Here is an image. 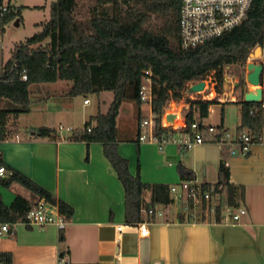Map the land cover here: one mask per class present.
<instances>
[{
    "label": "crops",
    "instance_id": "crops-1",
    "mask_svg": "<svg viewBox=\"0 0 264 264\" xmlns=\"http://www.w3.org/2000/svg\"><path fill=\"white\" fill-rule=\"evenodd\" d=\"M258 47L261 53L253 62L264 65V46ZM44 84H52L54 88L48 91L47 98L43 97L46 99L43 106L38 109L31 106L29 117L36 113L48 120L57 119L59 114H76L72 99L80 96H69L71 81ZM216 95L220 97L217 104L223 110L227 105H236L234 102L244 96L243 90L237 87L230 91L224 89L222 94ZM85 100L78 111L82 123L98 114L86 112L85 107L90 102L85 104ZM182 100L176 103L181 106V115L185 117L189 104ZM123 109L122 105L119 119ZM138 113L142 117L149 115L150 107L141 105ZM208 118L202 124L205 125ZM177 121L180 122L179 117L175 124ZM240 124L241 120L237 131ZM218 126L226 127L223 122ZM40 127L56 130L57 125L31 122L24 140L15 126L12 127L13 134L0 140V157L48 190L58 202L70 205L73 215L62 231L53 225L45 228L26 223L10 225V230L0 235V253H10L11 264H264L263 140L253 145L248 157L231 156L227 148L218 144H205L188 153L180 152L171 144L159 151L151 143H138L137 146L135 140L140 129H134L129 118L123 131L131 130L132 134L125 137L120 136L117 122L118 151L128 159L130 172L139 174L144 183L178 185L185 180L179 172V166H183L192 173L193 180L211 186L219 181L220 165L226 162L230 183L241 187L244 192L239 207L233 211L246 210L238 221L226 220L220 213L188 220L178 207L171 211V205H148L153 206L156 213L150 217L142 215V222L146 221L149 227V235L142 237L126 221L124 187L105 157L103 145L73 140L74 133L80 130L66 131L64 135L56 130L52 137H39L34 129ZM14 135H18L19 140ZM19 186L6 188L0 183V195L6 205L20 195ZM225 191L223 201L228 200ZM150 201L151 192L147 190L144 202L148 204ZM119 225L126 227L122 233L116 230Z\"/></svg>",
    "mask_w": 264,
    "mask_h": 264
},
{
    "label": "trees",
    "instance_id": "trees-1",
    "mask_svg": "<svg viewBox=\"0 0 264 264\" xmlns=\"http://www.w3.org/2000/svg\"><path fill=\"white\" fill-rule=\"evenodd\" d=\"M89 16L77 18L79 0H58L53 4L50 20L41 30L18 45L7 73L0 80V98L12 102L13 109L0 110V140L10 137L8 127L12 117L31 111L30 86L54 83L59 80L73 83L69 96H87L104 91L113 93L107 113L92 116L83 129L74 133L73 140L87 144L101 143L105 157L115 169L125 191L126 221L130 225L142 222L141 209L148 205H171L170 186L146 184L139 174L130 172L128 159L118 151L117 118L122 104L135 101L140 107L139 91L147 71L152 73V109L156 117V133L161 128L166 104L181 101L190 83L212 79L218 94L224 92L225 69L228 66H246L247 59L258 46H264V0H254L248 19L223 36L197 48L184 50L180 42L181 0H93ZM12 16L9 17V20ZM49 40L45 47L34 46ZM15 62L28 71V81L16 74ZM245 84L244 78L239 83ZM239 87V88H240ZM189 108L185 120L191 125L202 123L210 115L216 100L187 99ZM241 110L238 131L247 129L257 137L264 131V98L258 103L234 102ZM196 115H198L196 117ZM142 120L141 114H139ZM39 137H52L56 130L50 127L34 129ZM135 142L138 146V140ZM7 176L0 183L11 188L20 185L33 196L28 199L17 195L10 205L0 195V225L26 223L30 209L39 200L58 204L66 220L73 208L56 198L28 176L6 164L0 157V168ZM179 172L185 180L192 173L183 166ZM217 191L227 190V203L237 208L244 196L243 189L230 183L226 162L221 163L219 181L213 185ZM204 187H208L204 185ZM151 192V201L144 202V193ZM0 262L12 263L10 253H0Z\"/></svg>",
    "mask_w": 264,
    "mask_h": 264
},
{
    "label": "built area",
    "instance_id": "built-area-1",
    "mask_svg": "<svg viewBox=\"0 0 264 264\" xmlns=\"http://www.w3.org/2000/svg\"><path fill=\"white\" fill-rule=\"evenodd\" d=\"M253 4L254 0H181V47L184 50L197 48L239 27L248 19ZM18 10V8L0 0V80L1 77L7 73L8 63L13 58L12 56L6 61L1 58L5 27L10 21L16 20V13ZM10 16H12L11 20H9ZM15 69H17L16 74L21 81H28L27 69L20 68L17 62H15ZM247 74L248 69L245 71V84L244 87H240L241 90H243V88L249 89L250 84L246 80ZM204 82L206 83L205 90L194 95H189V97L204 101L213 99L219 100L220 97L216 95V83L213 82L212 79ZM196 83H190L188 88ZM152 88V73L147 71L142 80L139 98L142 105L150 107V113L149 115L143 116L139 124L140 133L137 138L139 143L155 144L159 151H164L168 145L174 144L182 153H188L196 147L205 144H218L223 148H227L231 156L248 157L251 154L253 145L258 140L264 141V131L256 140V137L247 129L240 132L236 131L235 134L232 135L224 127L204 125L199 122H194L189 125L185 117L181 115V110L179 111V108L174 110L173 113L179 116L180 124L175 127L169 122L167 123L166 116L163 115L161 128L167 129L168 131L157 134V116L152 109ZM257 88L258 87H256V89ZM259 88L264 89V71L262 73L261 86H259ZM235 89L236 86L233 87L232 90ZM88 103L89 100L86 99L85 104ZM62 129H64V127L60 126V130ZM66 131L72 132L73 129L67 128ZM14 137L17 140L20 138L18 135H14ZM6 175L7 172L4 167L0 168V178H4ZM170 193L173 198L172 204L180 208L181 212L185 214L188 220H196L204 216H216L220 213L226 220L231 218L234 221H238L240 217L246 213L244 209H240L238 213H234L230 210L227 201H223L222 199L226 193L225 190L217 191L213 185L206 188L203 184L193 179L184 180L178 185L171 186ZM155 213L156 210L153 206L143 207L141 209V215L145 217L153 216ZM26 224L40 228L53 225L62 231L66 228L67 220L62 214L58 204H51L41 199L28 212ZM130 226L136 228L142 237H147L149 235V227L146 221ZM10 227L9 224H2L0 226V235L3 232H8ZM125 228V226L119 225L116 230L118 233H122Z\"/></svg>",
    "mask_w": 264,
    "mask_h": 264
},
{
    "label": "rangeland",
    "instance_id": "rangeland-1",
    "mask_svg": "<svg viewBox=\"0 0 264 264\" xmlns=\"http://www.w3.org/2000/svg\"><path fill=\"white\" fill-rule=\"evenodd\" d=\"M4 3H9L11 6L18 8L17 17L21 19L20 25L16 26L15 21H10L6 27L3 35V50H1V58L9 60L13 54L15 53V49L18 45L25 43L26 40L32 37L34 34L38 33L42 26L46 24L51 18V10L54 3L58 0H3ZM93 0H79V8L77 10V18L85 20L89 16L90 8L92 7ZM49 44V40H46L42 44L34 46L37 48L38 46L45 47ZM252 51L250 54H252ZM259 57V56H257ZM249 55L247 59L246 66H237L232 65L228 66L225 69V77L227 78V82L224 86L226 91H230L235 87V83H240L242 78H244L245 71L247 69V65L253 62L254 58ZM244 87V85H243ZM54 88L52 84H37L35 87H31V99H32V107L38 109L43 106L49 93ZM253 88V89H252ZM249 88V91H254V87ZM241 89V88H240ZM188 90V89H187ZM187 90L184 92V99L182 100L184 103L187 102V99L190 98L187 95ZM218 94V92L216 91ZM244 93V92H243ZM201 97V95H200ZM88 99L90 104L88 107H85L87 113H107L110 105L113 101V93L109 91H104L98 94H89L87 96H80L77 98H73L72 100L75 102V106L77 108L76 114H59L57 119L48 118V120L43 119V115L41 114H31L30 117L27 114H20L19 116L13 117L8 127L12 130V127L19 131L22 140H24V136H27V127L32 122L34 123H51L57 125L56 130L58 133L63 135L66 133L67 128H72L73 131H78L83 129L86 122H81V118L79 116L78 111L82 108L83 101ZM192 99V98H190ZM195 100V99H192ZM214 100V99H213ZM123 114L120 116V119L117 118V122L120 126L119 134L121 137H125L126 135H130L131 130H127L124 132V127L126 125V120L129 118V123H133L134 129L138 128V124L141 122L139 113H138V105L135 101H126L123 104ZM173 106V108H172ZM178 106L179 111L181 110V106L176 103V100L169 101L164 110V115L174 114L173 111ZM15 105L7 99L0 98V110L3 109H13ZM185 111V110H184ZM183 113V112H182ZM127 114V116H126ZM127 117V119L125 118ZM16 119V122L14 121ZM224 119V120H223ZM89 120V119H88ZM241 120V112L239 111L238 105H227L223 110L221 105L214 104L211 106V113L208 120L205 121V125L218 126L221 125L222 122L225 123V128L228 130L230 134H235L237 131V126ZM175 121H169L172 125L178 126L180 122L175 124ZM78 123V124H75ZM168 123V122H167ZM60 126L64 127V129L60 130ZM135 135V133H133ZM20 195L31 198L32 194L22 186H19ZM176 208L175 205L171 204V211H174ZM236 208L232 209V212L235 211Z\"/></svg>",
    "mask_w": 264,
    "mask_h": 264
},
{
    "label": "water",
    "instance_id": "water-1",
    "mask_svg": "<svg viewBox=\"0 0 264 264\" xmlns=\"http://www.w3.org/2000/svg\"><path fill=\"white\" fill-rule=\"evenodd\" d=\"M15 25L19 26L20 20H17L15 22ZM260 53H261V48L257 47L254 50V52L252 54H250V56H252V57L259 56ZM247 69H248V74L246 77L247 82L250 85L256 86L258 88L255 91H248L246 88H243L244 101L250 102V103L261 102V101H263V98H264V89L259 88V86H261V77H262V73L264 71V65L261 63L252 62V63L248 64ZM205 86H206V83L204 81L198 82V83L190 86L187 93H188V95H194L198 92H202L205 90ZM236 87L239 88L240 84L238 83ZM176 117L177 116L175 114H170V115L166 116V120H167V122H169V121L171 122V121H174L176 119Z\"/></svg>",
    "mask_w": 264,
    "mask_h": 264
},
{
    "label": "bare ground",
    "instance_id": "bare-ground-1",
    "mask_svg": "<svg viewBox=\"0 0 264 264\" xmlns=\"http://www.w3.org/2000/svg\"><path fill=\"white\" fill-rule=\"evenodd\" d=\"M249 87H254V89H256V86H253V85H250ZM212 96H214V95H212ZM177 117H179V116H177ZM177 117H176V119H177Z\"/></svg>",
    "mask_w": 264,
    "mask_h": 264
},
{
    "label": "flooded vegetation",
    "instance_id": "flooded-vegetation-1",
    "mask_svg": "<svg viewBox=\"0 0 264 264\" xmlns=\"http://www.w3.org/2000/svg\"><path fill=\"white\" fill-rule=\"evenodd\" d=\"M17 20H20V21H21V19H20L19 17L16 18V21H17Z\"/></svg>",
    "mask_w": 264,
    "mask_h": 264
}]
</instances>
